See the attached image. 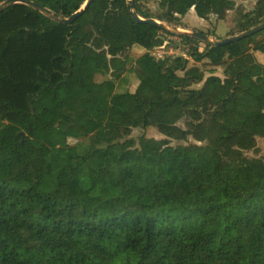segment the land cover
Segmentation results:
<instances>
[{"label": "trees", "instance_id": "16d2710c", "mask_svg": "<svg viewBox=\"0 0 264 264\" xmlns=\"http://www.w3.org/2000/svg\"><path fill=\"white\" fill-rule=\"evenodd\" d=\"M29 1L60 16L84 2ZM252 1L134 4L179 26L190 10L233 12L232 36L264 22ZM161 33L125 0H92L69 25L21 4L0 13V264H264V30L227 57L182 37L192 64L154 58Z\"/></svg>", "mask_w": 264, "mask_h": 264}, {"label": "rangeland", "instance_id": "374dc122", "mask_svg": "<svg viewBox=\"0 0 264 264\" xmlns=\"http://www.w3.org/2000/svg\"><path fill=\"white\" fill-rule=\"evenodd\" d=\"M236 3L239 5H243L246 11H251L253 9V1L252 0H236ZM151 10L154 13L159 14L160 16H163V10L156 4L150 6ZM234 16L233 12H228L226 19L223 21H217L214 16H210L207 20L201 19L195 15L193 10H190V12L182 19L181 24L184 25V27L187 28H193L198 30L199 32L202 31L203 34L209 33L212 37H217V38H225L228 37L227 35L232 33V29L234 26V23L232 21ZM167 35L165 33H161L162 40H167ZM207 35V34H206ZM202 43V42H201ZM183 46V43H182ZM170 45L166 48V51L170 49ZM181 47V46H180ZM200 50L204 49V43L200 44L199 46ZM239 51L238 46H236L234 43L225 45L221 47V52L224 54V56H229L236 54ZM185 56L184 58L189 59L190 63H194L193 57L190 55V53H186V49L184 48H177L176 50V55H182ZM175 55V53H173ZM175 55V56H176ZM257 60L264 64V54L262 53H255ZM166 56V55H164ZM174 56V57H175ZM172 57V56H171ZM164 57L163 59H165ZM162 59V60H163ZM202 68L206 71V75L210 74V71H213L216 75L220 76L223 78L224 74V67L221 65H212L208 63V61H202L201 63ZM194 88L199 87L198 85H193ZM165 98L170 97V92L167 93ZM181 126V123H179ZM170 130V127H166L163 132L157 130L156 128H149L145 131L142 130H137L134 129L132 131L131 137L130 138H137L140 134H145L146 137H152L156 139H164L166 138L165 134ZM123 140V139H122ZM68 145L70 146H77L80 147L86 143V138H78V139H68L67 141ZM188 143H197V141L194 138L189 137ZM176 144H187L185 142H171V145H176ZM257 148H258V156H262L264 158V138L263 139H258L257 141ZM250 155H253L250 153ZM81 164L83 166H86V162L82 161Z\"/></svg>", "mask_w": 264, "mask_h": 264}, {"label": "water", "instance_id": "95a60500", "mask_svg": "<svg viewBox=\"0 0 264 264\" xmlns=\"http://www.w3.org/2000/svg\"><path fill=\"white\" fill-rule=\"evenodd\" d=\"M125 1L129 9V13L132 19L136 23L148 24L154 28L165 31L171 35H177L180 37L196 39L204 44L210 45L211 47L212 46L222 47L225 45L233 44L247 36H251L252 34H255L259 31L264 30V22H262L261 24H259L258 26L254 28H251L250 30H247V31H244V32L232 35V36H228L225 38L212 37V36L203 34L193 28L173 25L163 20H159L155 18H143L138 14L135 8L134 0H125ZM91 3H92V0H84L81 6L73 14H71L70 16H60L29 0H4L0 3V13L12 5L21 4V5H26L34 10H37L44 16L50 18L51 20L57 23L69 25L74 20L78 19L82 14H84V12L88 9Z\"/></svg>", "mask_w": 264, "mask_h": 264}, {"label": "built area", "instance_id": "2783aa9c", "mask_svg": "<svg viewBox=\"0 0 264 264\" xmlns=\"http://www.w3.org/2000/svg\"><path fill=\"white\" fill-rule=\"evenodd\" d=\"M183 43V46H182ZM170 45V49L166 51V48ZM181 46V47H180ZM194 46L192 43H188L183 40L182 37L177 35H167V40H162V44L159 47L154 48L151 51V54L154 58L158 60H162L164 57H174L176 55L177 48H184L186 49V53H189L190 49ZM175 53V55H173ZM166 55V56H164ZM183 56L182 55H176L175 57ZM185 57V56H183ZM166 59V58H165ZM164 60V59H163Z\"/></svg>", "mask_w": 264, "mask_h": 264}, {"label": "crops", "instance_id": "0c3cea01", "mask_svg": "<svg viewBox=\"0 0 264 264\" xmlns=\"http://www.w3.org/2000/svg\"><path fill=\"white\" fill-rule=\"evenodd\" d=\"M195 13V12H194ZM196 15V14H195Z\"/></svg>", "mask_w": 264, "mask_h": 264}]
</instances>
